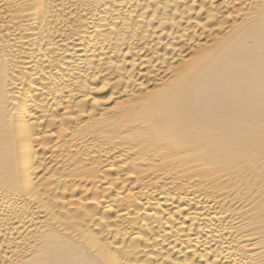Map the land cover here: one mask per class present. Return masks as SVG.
I'll return each instance as SVG.
<instances>
[{
	"label": "bare ground",
	"instance_id": "obj_1",
	"mask_svg": "<svg viewBox=\"0 0 264 264\" xmlns=\"http://www.w3.org/2000/svg\"><path fill=\"white\" fill-rule=\"evenodd\" d=\"M0 264H264V0H0Z\"/></svg>",
	"mask_w": 264,
	"mask_h": 264
}]
</instances>
